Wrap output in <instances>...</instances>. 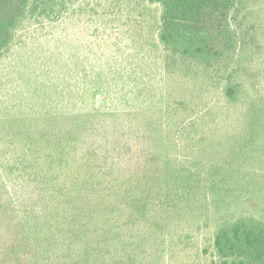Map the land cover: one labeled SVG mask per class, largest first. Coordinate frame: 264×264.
I'll return each mask as SVG.
<instances>
[{
  "label": "trees",
  "instance_id": "1",
  "mask_svg": "<svg viewBox=\"0 0 264 264\" xmlns=\"http://www.w3.org/2000/svg\"><path fill=\"white\" fill-rule=\"evenodd\" d=\"M85 1L0 0L1 73L30 29L28 69L81 73L42 109L0 111V264H264V0ZM79 15L140 27L114 58L125 105L97 97L117 69L93 83L38 50Z\"/></svg>",
  "mask_w": 264,
  "mask_h": 264
},
{
  "label": "rangeland",
  "instance_id": "2",
  "mask_svg": "<svg viewBox=\"0 0 264 264\" xmlns=\"http://www.w3.org/2000/svg\"><path fill=\"white\" fill-rule=\"evenodd\" d=\"M84 3L86 2L83 0ZM136 1V0H135ZM140 3L142 0H137ZM89 6L92 4L100 5L102 0H87ZM78 6V4L76 5ZM147 14L150 16L149 23L147 21L146 27L150 30H153L156 17L159 13L158 7L149 6L147 7ZM87 16L76 18H66L59 25L52 29V32L47 33L43 38H41L36 44L38 45V50L40 52L51 50L57 55L55 59L60 60V65L69 64L70 67L73 66V63H78L82 65L80 69H88L91 80L93 83V77L97 74H94L93 71L103 74V71L107 68H113V70H118L117 72L112 73L110 78V85H105L102 87L105 90V93H100L97 95L98 98L102 99L103 102L108 105H125L126 102L121 97L119 91L123 88V71L126 65H122L120 69L121 62L114 60V58L124 57L129 54V52L134 51L132 47H129V39L132 38L136 33L139 32V26L136 23L120 21H108L107 24L102 25L100 22L95 24L90 21ZM153 25V26H152ZM30 33L25 34L17 42L19 46L20 54L18 58L22 61L19 63L20 67L14 69L12 75L7 73L0 72V111L4 108V103L7 106V111L10 114H14L19 110H32V109H42L47 101H51L47 94L50 87H55L57 93L64 94L67 89L60 87V83L65 82V78H72L73 82L79 81V76L81 73L78 72V68H74L73 71H59L57 79L60 81L49 80V77L46 72H39L36 74L34 70H30L26 67L28 63L31 62V58L28 56H33V50L31 46L35 44V40L38 37L37 31L33 29L29 30ZM144 37L139 38V44L143 41ZM20 42V43H19ZM148 45V41H145ZM35 45V46H37ZM30 46V47H29ZM33 48V47H32ZM36 50V49H35ZM151 50L150 46H147L144 50L145 57L150 58L151 55L149 52ZM37 51V50H36ZM119 51V52H117ZM159 51L156 48L152 56L158 54ZM87 62H85V58ZM8 60L0 62V66L4 65ZM90 64V65H89ZM100 67V69H96ZM121 70V71H120ZM78 73H77V72ZM68 73L66 76H63L64 73ZM72 74V76H71ZM9 77V79H7ZM62 79V80H61ZM105 78L103 77V81ZM76 84H83L82 82ZM7 86V87H6ZM88 86L84 88H78L75 92V97L71 101V104L75 107L82 106L83 102H88L90 99V92H93V87ZM159 87V86H158ZM125 89H129L126 87ZM89 90V93L88 91ZM125 93L124 89L122 90ZM111 97L113 100H111ZM63 99L62 97L59 100ZM87 99V100H86ZM131 102V101H130ZM108 104V105H107ZM11 148H7L6 152L10 154ZM208 264V261L206 262ZM197 264H205L200 260L197 261Z\"/></svg>",
  "mask_w": 264,
  "mask_h": 264
}]
</instances>
